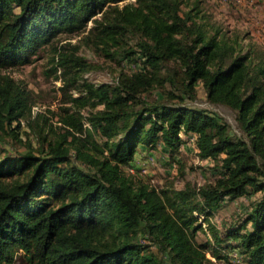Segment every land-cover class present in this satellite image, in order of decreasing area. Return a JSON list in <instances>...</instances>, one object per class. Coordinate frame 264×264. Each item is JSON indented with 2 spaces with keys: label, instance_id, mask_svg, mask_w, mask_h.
Wrapping results in <instances>:
<instances>
[{
  "label": "trees",
  "instance_id": "trees-1",
  "mask_svg": "<svg viewBox=\"0 0 264 264\" xmlns=\"http://www.w3.org/2000/svg\"><path fill=\"white\" fill-rule=\"evenodd\" d=\"M181 4L0 0V69L29 64L49 47L56 71L80 92L72 102L97 108L76 109L63 125L41 113L32 118V91L0 71V264L19 256L32 264H215L208 252L228 260L225 251L236 246L246 264H264V57L255 61L207 30L198 1L184 12ZM81 32L134 63L133 71L114 83H81L88 63L78 46H55L60 35ZM170 63L187 92L202 81L211 102L234 109L241 132L174 90L170 99L178 100L151 99L168 82L177 88L163 73ZM23 118L29 126L39 120V144L11 151L2 142H24ZM189 135L219 176L158 188L140 172L137 153L161 144L173 157ZM255 194L235 226L222 231L213 222L226 198ZM203 230L212 240H198Z\"/></svg>",
  "mask_w": 264,
  "mask_h": 264
},
{
  "label": "rangeland",
  "instance_id": "rangeland-1",
  "mask_svg": "<svg viewBox=\"0 0 264 264\" xmlns=\"http://www.w3.org/2000/svg\"><path fill=\"white\" fill-rule=\"evenodd\" d=\"M181 1L183 12L191 9L194 2L198 1L202 10L201 14H205V20L198 18V22L202 23L212 34L218 30L219 35L224 36L241 54L249 53L251 59L255 61L262 56L264 57V0ZM121 3L123 4V2ZM85 35L86 32L72 35L62 34L58 39L59 41L55 43V46L66 52L72 50L74 45L78 46V54L83 56L88 63V68L83 71L79 78L81 83L84 80L94 85L103 82L114 83L122 74H130L133 71L134 63L128 59H123L121 56L117 57L114 54L116 53L114 49L110 48L109 51L107 46L98 42L99 39L98 41L96 39L91 40L86 38ZM129 40L127 45L136 49V43L139 40L138 35L131 36ZM123 45H126L124 41L120 44L121 49ZM52 51L49 47L41 49L31 63L11 68L2 67L0 71L9 74L16 80H22L32 91L35 102L32 118L41 113L49 118L53 124L63 125L61 118L74 113L76 109H81V112L87 115L91 110L95 111L97 108L92 109L88 105L80 106L72 102V98L79 96L80 92L73 85L66 83L59 70L56 71V65L51 61ZM168 68L171 71L167 69L163 70V73L173 75L178 85L177 88H173L172 83L168 82L164 87L155 88L149 96L151 99L157 98V96L160 97L162 94L164 95L163 99H170L169 91L174 90L177 95L180 94L179 96L186 98L185 101L188 105L206 109L218 116L228 124L230 132L234 134L241 132L238 126L237 112L234 109L226 104L211 102L202 81L195 84V92L190 94L182 86V73H180L177 65L170 63ZM172 100L178 99L174 98ZM38 121H33L29 126L24 119L18 130L19 137L24 142L10 139V143L2 142L3 146L11 151H25L27 148L25 142L29 140L33 146H37L39 143L35 128ZM97 139L100 140L98 136ZM194 140L195 138L192 135L185 137V142L181 144L180 149L173 157L170 155L167 157L162 145H160L154 150L149 163L142 164L140 172L158 188L165 185L182 188L186 182L202 185L214 181L219 176L218 171L215 170V163L210 159L200 158ZM256 197L255 194L232 199L226 198L212 217L213 222L222 231L235 226L236 222L241 221L245 216L250 204ZM207 231L203 230L198 233L200 242H207L211 238ZM233 244H235L234 241ZM225 253L229 255L228 260L215 259L210 252H208V257L215 264H246L239 247L229 248ZM16 264L32 263L24 259L23 256H19Z\"/></svg>",
  "mask_w": 264,
  "mask_h": 264
},
{
  "label": "crops",
  "instance_id": "crops-1",
  "mask_svg": "<svg viewBox=\"0 0 264 264\" xmlns=\"http://www.w3.org/2000/svg\"><path fill=\"white\" fill-rule=\"evenodd\" d=\"M161 144H159V147H160ZM154 150H149V149H143L142 152H140L139 154L136 155V159L135 161L137 163H139V167L142 166L143 163H145V159L148 157H150L152 154H153ZM141 160V162H140Z\"/></svg>",
  "mask_w": 264,
  "mask_h": 264
}]
</instances>
